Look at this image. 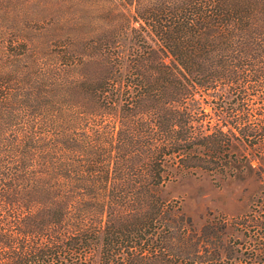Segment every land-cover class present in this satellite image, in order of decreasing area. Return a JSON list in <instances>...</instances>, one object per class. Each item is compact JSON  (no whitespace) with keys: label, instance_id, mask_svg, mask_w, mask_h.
<instances>
[{"label":"trees","instance_id":"16d2710c","mask_svg":"<svg viewBox=\"0 0 264 264\" xmlns=\"http://www.w3.org/2000/svg\"><path fill=\"white\" fill-rule=\"evenodd\" d=\"M0 264H264V0H0Z\"/></svg>","mask_w":264,"mask_h":264},{"label":"rangeland","instance_id":"374dc122","mask_svg":"<svg viewBox=\"0 0 264 264\" xmlns=\"http://www.w3.org/2000/svg\"><path fill=\"white\" fill-rule=\"evenodd\" d=\"M247 181L218 175L212 179L206 173L198 172L167 182L159 189V194L164 200L178 201L181 212L199 229L206 219L214 216L232 217L247 211L258 187ZM90 259L97 263V254Z\"/></svg>","mask_w":264,"mask_h":264}]
</instances>
